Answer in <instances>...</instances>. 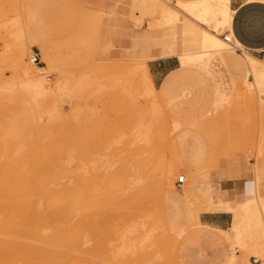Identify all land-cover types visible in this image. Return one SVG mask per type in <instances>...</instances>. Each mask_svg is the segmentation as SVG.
<instances>
[{
	"label": "rangeland",
	"instance_id": "374dc122",
	"mask_svg": "<svg viewBox=\"0 0 264 264\" xmlns=\"http://www.w3.org/2000/svg\"><path fill=\"white\" fill-rule=\"evenodd\" d=\"M20 1H0V242L16 239L11 228L23 224V212L41 202L50 210H67L70 224L50 222L45 229L34 228L35 238L26 243L43 241L52 250L70 251L68 257L52 251L23 264H229L233 254V264H260L264 238L259 245L248 246L247 241L252 228L264 235V85L258 82V89L253 87L247 96L237 89L254 81L255 72H264L262 56L237 40L227 44L228 56L212 50L197 63L170 56L189 71L165 90L160 88L163 80L158 81L152 94L141 62L150 56L156 59H149V65L163 59V41L179 49L175 37L186 20L175 5L180 0H162L185 17L167 21L171 24L163 23L167 18L154 7L149 10L153 15L140 11L138 0H23L21 10L14 11L18 14H9ZM30 16L31 33L51 44L50 58L35 40L24 63L46 76L51 84L46 94L33 88L31 92L13 75L15 52L21 50L14 40L19 36L7 21H20L25 35ZM206 19L204 27L210 32L233 36L232 29L219 25L217 15ZM33 52L39 64L30 61ZM199 92L205 96L195 100ZM135 127L140 131L137 138L132 134ZM130 145L152 151L145 153L143 173L153 165L158 168L156 179L149 178L147 188L140 185L133 199L128 183L117 190L108 182L130 177V167L139 166V159L128 156ZM198 151L194 166L181 163V157H195ZM224 162L250 172L251 180L238 187L235 200L224 204L233 210L227 228L234 216L231 231L244 228L238 240L191 218L192 210L211 202L213 172ZM180 175L185 182L178 187ZM85 178L100 186L78 188ZM108 191L119 193L117 208L99 202ZM149 229L150 239L143 238ZM58 236L60 240L53 241Z\"/></svg>",
	"mask_w": 264,
	"mask_h": 264
},
{
	"label": "bare ground",
	"instance_id": "6f19581e",
	"mask_svg": "<svg viewBox=\"0 0 264 264\" xmlns=\"http://www.w3.org/2000/svg\"><path fill=\"white\" fill-rule=\"evenodd\" d=\"M175 5L178 6V9L180 8L183 11V13L185 12L184 14L186 15V18L185 17L178 16V15H180L179 12H178V10L175 12L172 9V5H171V3L169 1H167L165 3L162 0H138V2H137V7H139L140 11H142L143 13H145L146 11L150 13L151 11H149V10L150 9H153L152 7H154V9H156V10L159 11V12L158 11H156V12H158V13L161 12V14L163 15V17L161 15L162 19L163 18L164 19L165 18L168 19V20L165 19L166 21L163 20V23L164 22L166 23L170 19H172V21H174V22L175 21H178V20L180 21V19H182V18H185L186 19L184 21V23H183V26H182L181 31L179 32V35H177L176 37L174 36L175 38H177V41L178 42L176 41L175 43L177 45H179V49L176 47V45H173L172 46V44H168V43H166V42L163 41L162 42V50H163V52H162V55L161 56L169 55L172 52H174L175 55H177V57L179 59H181L182 62H189V63H197V62L201 61V59L203 58L204 54L206 52H209V51H212V50H216V52L217 51L218 52L221 51V52H223L224 56H228L225 53L226 52V46H227L228 43L231 44V42H233V37L229 34V36L231 37L232 41L231 42H227L225 40V38H221V37L217 36L213 32H210L209 30H207V28H205L204 26L207 23L206 16H208V15H217L219 17V25H221V26H227L228 29H232L231 24H232V19H233L234 11L231 9L230 0H196V1H193V2H186L184 0H180ZM21 6L23 7V0L20 1V4L15 5L13 7V9L11 10V12L10 11H7V12L8 13L10 12L9 14H11V13L12 14H15L16 13L15 15H17L18 13L17 12H14V11H16L19 7H20L19 9L21 10V8H22ZM174 9H176V8H174ZM1 10H0V19L3 16V11H4V10L3 11H1ZM5 10H6V8H5ZM18 12H19V10H18ZM93 12H95V11H93ZM177 12H178V14H177ZM91 13H92V11H91ZM6 14L7 13L5 12L4 15H6ZM150 15H153V12L150 13ZM9 20L10 21H7V22H8V24L10 26H12V28H13V34L16 35V36H19V39H17V40L14 39L16 42H18L16 44V47H19L20 50H21L20 53L15 52V57H14L15 58V62H14V68H13L14 69V74L13 75L15 76V79H16V77H17V80L19 79L18 82L21 81L22 83H24V86L26 84L27 85L26 86L27 88L30 87L31 89L32 88L35 89L36 91H38V94H40V93L41 94L42 93H45L46 94L47 91L51 90V87H50L51 84H49V82L48 83L46 82V79H47V78L45 79L46 76L41 77V76L38 75L37 72H38V70L40 68L37 70V69L29 66L28 64H25L24 63L25 62L24 61V58L26 56V52L28 50H30V47H31L30 44H31V42H33L35 40H39L40 43H41V48H43L42 50H43L45 56H48L49 55V51H50L51 44H49L47 40H44L43 38L37 37L36 35H33L30 32V30L27 28V26H25L26 32H27V33H25L26 36L23 35L22 34V27H21L20 21H18L16 18H13V17L10 18ZM86 20H87V18H86ZM155 20L158 21V19H154V22L156 24V21ZM159 21H160V19H159ZM168 23L171 24L172 22H167V24ZM84 24L82 23L81 28L82 27L84 28V26H86V23L85 22H84ZM152 24H153V21H152V23L150 25L152 26ZM157 26H158V23H157ZM9 27H6V28L9 29ZM5 35H7V34H5ZM5 38H7V37H5ZM8 39H6V40H8ZM14 40H13V42H15ZM3 43L7 44L8 42L6 43V42L3 41ZM56 43H57V41H56ZM170 47L173 48V49H170ZM247 54H249V53H247ZM48 57H45V59L48 60L50 58V57L49 58ZM155 58L156 57H151L150 56L149 58H147L145 60H142L143 61V62H141L142 63L141 64L142 67H140V70L142 68L143 71H144V75H145V78H146L145 81H146V83L148 85V88L152 92V94H153V92L157 93V91H156L157 89L155 88V86L153 84L152 77H151V75L149 73V65H148L147 61L149 59H155ZM30 61H31V57H30ZM137 62L140 63L139 61H137ZM47 63L49 65H51L50 60H48ZM181 64H183V63H181ZM132 68H133V71H136V69H134V67H131V69ZM131 69L129 68V70H131ZM41 70H43V69H41ZM133 71H131V73H133ZM127 72H129V71H127ZM130 74H129V76H130ZM138 75L141 77V73L139 74V71H138V74L136 76L138 77ZM254 75H255V79H254V76H253L254 81L249 82L248 83V86L246 88H238L237 89V91L239 93H241L243 96L249 95L250 94L249 92H251L250 89H253V87H254V89H258V82H259L260 78L264 76V72H261V73L255 72ZM132 76L134 77V75H132ZM21 82H19V83H21ZM146 83H142V85L145 86L144 84H146ZM142 85L139 86V87H141V89L143 88ZM33 89H32L31 92H33ZM26 91L28 92L27 89H26ZM141 91H143V90H141ZM252 91H254V90H252ZM78 93H79V91H78ZM36 94H37V92L34 95H36ZM155 96H156V94H155ZM156 101H155V103H156ZM152 103H150V104H152ZM152 105L155 106V104H152ZM152 105H149V106H152ZM158 106H160V105H158ZM150 109H151V107H150ZM160 111H157L158 113L157 112L156 113L159 114ZM151 113H153V112H151ZM153 114L155 115V112ZM154 120H152V121H154ZM196 121H198V120H196ZM149 122L151 123V121H149ZM198 124H200V123H198ZM167 126H169V125H167ZM124 133L126 134L127 132H124ZM132 134H133V136L135 138H137L139 136L140 131L138 130L137 127H135L133 129ZM148 141H149V139H148ZM150 142H149V144H150ZM132 145H134V144H132ZM144 145L145 144H143V147H144ZM131 148H132V146H131ZM129 150H130V152H129V155L128 156H131L132 159L133 158L139 159V166L134 167V169H133V167H130V168H132V170H131L132 174H131L130 177H129V175L128 176L124 175V176H121V177L116 178V180H114V178L113 179H110V180H108L109 179L108 178L107 180L112 185V187L118 188L117 190H121L119 188L121 187V185H122L123 182L128 183L129 188L131 189V192H132L131 199H133V198H135V196H137L138 191L140 190V187H139L140 185H143L145 188H147L148 181H150L149 178H153L152 180H155L156 179V177L154 175V172L158 168H157V166H155L156 167L155 168L154 165H153L152 169H150L149 172L143 173V171H142V162H143V158L145 157V153L146 154L147 153L149 154L152 151L149 152V150H139L136 147L135 148H132V151H131L130 148H129ZM124 162H125V160H124ZM126 163L127 162H125L124 164L126 165ZM127 166H128V164H127ZM127 166L125 167V169L127 168ZM121 171H122V169H121ZM99 186H100V184L98 182H96L95 180H93V185H92L89 182V178L88 179L85 178L83 180L82 184L80 185V187H78V188H81V187H83V188H97ZM117 194H119V193L113 192V191H108L107 193H105V195L99 196L100 197L99 198V202L107 201L112 206H114L115 208H117L119 206V204L114 201L115 198H116L115 196ZM93 203L95 204L94 200H93ZM260 203L262 204L261 205L262 206L261 207V209H262L261 213L263 212L262 214H264V204L262 202H260ZM50 222L55 223L57 225H60V224H64L65 223L68 226L70 224V219L68 217L67 210H50V208L48 206L43 205L41 202L38 203V206L37 207L27 208L23 212V224L16 225V226H14V227L11 228L12 236L15 237L16 239L3 240V241L0 242L1 249H2V255L0 256V264H23V260H26L28 258H34V257H43V256L47 255L48 253H51L52 251L54 253H57V255L59 254V255H62L64 257H68V253L70 251V248H66L65 249L66 252H65L64 250H55V249L52 250V249H50L48 247V243H45V242L43 243V241H40L39 244H37V245H30V243H26L25 240H31L32 238H35V234L33 232V229L34 228H43V229H45L47 227V224L50 223ZM151 228H153V227H151ZM155 228H153V229H155ZM263 232H264V230H263ZM150 233L151 232H150V229H149L148 231L145 232V234L143 235V238L150 239V236H151ZM52 239H53V241H59L60 240V236L54 237ZM260 243L261 242H258L257 244L259 245ZM55 247H56V245H55ZM233 257H234V254L232 255V260H230V263L229 264H233ZM261 260L262 261H261L260 264H264V254L261 257ZM255 261H257V260H255ZM250 264H254V263H250Z\"/></svg>",
	"mask_w": 264,
	"mask_h": 264
},
{
	"label": "crops",
	"instance_id": "0c3cea01",
	"mask_svg": "<svg viewBox=\"0 0 264 264\" xmlns=\"http://www.w3.org/2000/svg\"><path fill=\"white\" fill-rule=\"evenodd\" d=\"M230 6L234 11L231 24L233 40H237L243 48L255 53V50L264 46V0H230ZM46 12L47 8L44 14ZM31 22H33V18L31 16L27 17V24L25 23V25L29 30ZM170 49L173 48L170 47ZM243 51L251 54L245 49H243ZM173 54L175 55V53L172 52L169 55L160 56V58L163 59H157L151 62L150 65L148 64L150 66L149 73L152 77L154 86L158 81L163 80L160 87L163 90L167 89L170 85L174 86L179 76L189 71V68L181 64L180 67L177 65L176 58L170 57L174 56ZM252 56L259 59L254 55ZM175 57H177V55H175ZM259 60L261 61V59ZM259 82L260 86L264 85V76L260 78ZM204 96V92H199L197 96H195V100ZM199 152L200 151L192 158L181 157V163L187 167L191 165L194 166L196 161L200 159L201 155ZM249 180H251L250 172L246 166H230L225 162L222 163L213 172L215 194L210 195L209 200L211 202H207L206 206L200 210H192L191 212V218L194 220L195 224L213 226L222 232L228 233L229 236L233 237L235 240H238L243 235L244 228L241 226L236 232L233 233L231 231L230 228L236 223L235 216L232 226L227 228L231 222V213L233 210L226 209L224 204L228 201L233 202L237 196L238 187L243 184V182ZM215 201L218 202V205H215ZM263 238L264 235H261L252 228L249 232V241H247V245L250 246L255 244Z\"/></svg>",
	"mask_w": 264,
	"mask_h": 264
},
{
	"label": "built area",
	"instance_id": "2783aa9c",
	"mask_svg": "<svg viewBox=\"0 0 264 264\" xmlns=\"http://www.w3.org/2000/svg\"><path fill=\"white\" fill-rule=\"evenodd\" d=\"M224 38L228 42H231L232 41L231 37L229 36V33L226 34V35H224ZM255 53L261 55L262 56V59L264 60V46H262V47L258 48L257 50H255ZM31 61L34 64H39L40 63L38 53L33 52L31 54ZM184 182H185V177L183 175H180L178 177V179H177V186L180 187Z\"/></svg>",
	"mask_w": 264,
	"mask_h": 264
}]
</instances>
